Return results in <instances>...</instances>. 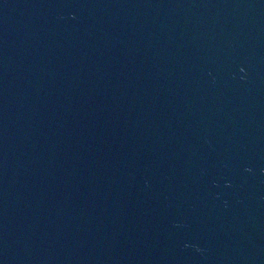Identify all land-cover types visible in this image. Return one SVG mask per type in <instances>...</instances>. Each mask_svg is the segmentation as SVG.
<instances>
[{
    "label": "water",
    "instance_id": "water-1",
    "mask_svg": "<svg viewBox=\"0 0 264 264\" xmlns=\"http://www.w3.org/2000/svg\"><path fill=\"white\" fill-rule=\"evenodd\" d=\"M0 264H264V0H0Z\"/></svg>",
    "mask_w": 264,
    "mask_h": 264
}]
</instances>
